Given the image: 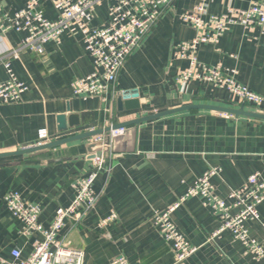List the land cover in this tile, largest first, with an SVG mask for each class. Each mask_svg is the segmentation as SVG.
Instances as JSON below:
<instances>
[{
	"label": "crops",
	"instance_id": "crops-1",
	"mask_svg": "<svg viewBox=\"0 0 264 264\" xmlns=\"http://www.w3.org/2000/svg\"><path fill=\"white\" fill-rule=\"evenodd\" d=\"M11 13L29 0H0ZM256 0H176L172 9L154 25L144 42L127 59L107 100L75 96L72 84L93 70L77 29L62 34L61 43L50 41L44 53L23 50L11 58V68L28 89L18 103H0V153L14 152L105 129L151 114L190 104L243 106L224 88L191 80L183 84L178 73L188 61L175 55L178 44L196 32L181 15L198 3L208 15L229 8H247ZM45 14L57 18L50 2L42 0ZM108 2L97 9L94 25L107 19ZM207 15V16H208ZM24 33L0 32V82L8 79L7 50L20 47ZM264 35L260 29L232 25L218 43H204L198 57L210 65L236 69V79L264 96ZM122 98L121 102L120 99ZM245 110L263 113L264 101ZM66 115V129L58 116ZM70 116H74L70 124ZM128 128L131 127H127ZM47 130L41 139L40 130ZM126 135V133L122 134ZM92 137L69 141L53 148L0 156V256L12 259L14 248L23 257L32 252L31 240L20 234L21 222L2 203L9 191L19 192L26 202L42 208L40 223L49 227L59 210L76 195L74 184L93 171L88 144ZM42 143V144H44ZM222 169V179H212L216 192L227 198L229 187L243 185L258 173L264 179V119L232 115L212 109L191 108L141 122L133 139L112 145L104 169L94 183L100 194L95 208L74 225L67 220L58 237L69 247L83 250L84 264H111L125 255L131 264H264L246 254L243 244L229 231L212 240L220 221L199 197H189L174 212L179 229L198 250L181 263L153 223L163 211L185 195L208 168ZM264 221V201L259 205ZM112 212L117 218L107 226L102 219ZM253 237L264 243V228L247 220Z\"/></svg>",
	"mask_w": 264,
	"mask_h": 264
},
{
	"label": "built area",
	"instance_id": "built-area-1",
	"mask_svg": "<svg viewBox=\"0 0 264 264\" xmlns=\"http://www.w3.org/2000/svg\"><path fill=\"white\" fill-rule=\"evenodd\" d=\"M57 12L56 19L46 16L42 0H29L26 5L11 13L0 1V32L24 33L20 47L7 50L2 59L8 71V79L0 82V103L12 104L22 100L28 86L19 80L11 68L10 59L18 58L23 50L44 53L45 44L53 41L61 43L62 34L77 29L83 36V45L93 64V70L73 82L75 96L87 99L107 95L114 90L119 72L128 57L141 46L154 25L170 9L176 0H46ZM108 2L107 19L101 25H94L97 9ZM206 6L198 3L185 11L181 19L192 26L195 36L177 46L175 55L188 61V66L178 73V80L187 84L191 80L213 84L228 90L243 105H260L264 96L241 84L236 79L237 70L222 65H210L198 57L199 48L204 43H218L232 25H241L249 32L260 29L264 35V0H256L247 8L231 7L227 12L208 15ZM264 45V41H263ZM121 127L92 137V142H101V153H94L91 159L93 171L74 184L76 195L72 203L59 210L49 227L39 221L42 212L38 204L26 202L16 191L7 192L2 203L21 222L20 234L31 240L32 252L23 257L22 251L14 248L12 259L0 256V264H84L83 250L67 246L58 237L67 220L76 226L95 208L100 194L94 191V183L104 169L106 157L112 151L114 138L126 133ZM41 139L48 136L47 130L39 132ZM44 143L42 141L40 144ZM222 179V169L208 168L199 176L185 195L163 211H157L153 223L163 240L168 243L177 263H181L198 250L179 229L174 219L175 210L189 197H199L205 207L220 221L219 228L210 236L212 240L223 231H229L239 240L246 254L255 260L264 259V243L253 237L246 225L253 220L264 228L259 205L264 201V179L258 173L250 175L239 187H229L227 198L216 192L212 181ZM117 218L112 212L102 219L101 226H107ZM111 264H131L125 255H117Z\"/></svg>",
	"mask_w": 264,
	"mask_h": 264
},
{
	"label": "water",
	"instance_id": "water-1",
	"mask_svg": "<svg viewBox=\"0 0 264 264\" xmlns=\"http://www.w3.org/2000/svg\"><path fill=\"white\" fill-rule=\"evenodd\" d=\"M122 98L120 99L119 102H121ZM191 108H198V109H212V110H216V111H221V112H225L228 114H232V115H245V116H250V117H256V118H260V119H264V114L263 113H258V112H253V111H249V110H245V106L243 105L240 108H232V107H225V106H219V105H212V104H190V105H185L182 106L180 108H175V109H171V110H166L163 112H159V113H155V114H151L148 116H144V117H140L134 120H130L127 122H121V123H117L113 126H110L108 128L105 129H96V130H92L89 132H85L83 134H79V135H75L69 138H63V139H59V140H55V141H51V142H47L44 144H38L35 146H31V147H27V148H22L20 150L14 151V152H7V153H0V156H7V155H14V154H24V153H29V152H33V151H38V150H42V149H48V148H53L56 147L58 145H61L63 143L69 142V141H73L76 139H80V138H84V137H90V136H95L98 134H102L103 132H109L112 129H118L121 127H131L128 128V130L126 131V135H119L117 137L114 138V144L116 146V144H120L123 142L124 138L127 136L131 139L134 138L135 133L137 131V127L140 125L141 122L147 121V120H151V119H155L157 117L160 116H164L170 113H174L177 111H181V110H185V109H191ZM66 115L61 114L58 116V120H59V128L60 129H66L67 124H66ZM74 119V116H70V124L72 123ZM88 150H89V157L93 158L94 157V153L97 152L98 154L101 153V142H91L88 144Z\"/></svg>",
	"mask_w": 264,
	"mask_h": 264
},
{
	"label": "rangeland",
	"instance_id": "rangeland-1",
	"mask_svg": "<svg viewBox=\"0 0 264 264\" xmlns=\"http://www.w3.org/2000/svg\"><path fill=\"white\" fill-rule=\"evenodd\" d=\"M169 11H170V10H169ZM169 11H167V12H169ZM167 12H166V13H167ZM160 19H161V18H160ZM143 42H144V41H143ZM143 42H142V43H143Z\"/></svg>",
	"mask_w": 264,
	"mask_h": 264
}]
</instances>
